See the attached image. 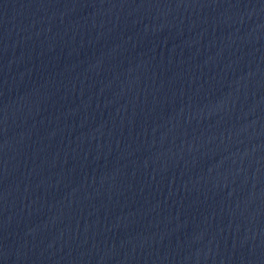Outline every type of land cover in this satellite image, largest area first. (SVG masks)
Segmentation results:
<instances>
[{
  "label": "water",
  "instance_id": "1",
  "mask_svg": "<svg viewBox=\"0 0 264 264\" xmlns=\"http://www.w3.org/2000/svg\"><path fill=\"white\" fill-rule=\"evenodd\" d=\"M0 264H264V0H0Z\"/></svg>",
  "mask_w": 264,
  "mask_h": 264
}]
</instances>
